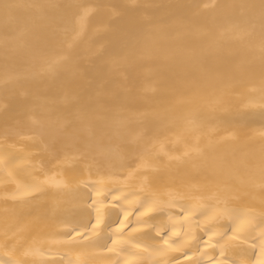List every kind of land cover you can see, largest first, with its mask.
Segmentation results:
<instances>
[{
  "label": "bare ground",
  "instance_id": "6f19581e",
  "mask_svg": "<svg viewBox=\"0 0 264 264\" xmlns=\"http://www.w3.org/2000/svg\"><path fill=\"white\" fill-rule=\"evenodd\" d=\"M0 264H264V0H0Z\"/></svg>",
  "mask_w": 264,
  "mask_h": 264
}]
</instances>
